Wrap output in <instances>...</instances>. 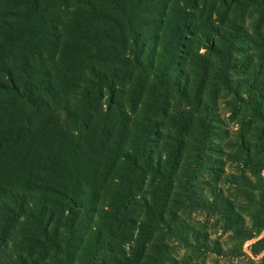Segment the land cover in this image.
<instances>
[{
  "label": "rangeland",
  "instance_id": "374dc122",
  "mask_svg": "<svg viewBox=\"0 0 264 264\" xmlns=\"http://www.w3.org/2000/svg\"><path fill=\"white\" fill-rule=\"evenodd\" d=\"M28 2L0 0V27L6 31L0 34V66L7 68H0V98L21 102L30 96L25 88L33 89L36 102L69 106L70 114L61 109L49 113L37 122L33 142L30 135L24 152L14 151L0 161V189L8 190L0 195V264H63L66 251L76 264H148L153 263L151 257L160 256L161 247L167 251L164 264H264V252L254 258L249 251L255 240L243 245L246 255L228 256L235 241L222 216L199 208L188 197L197 187L202 196H209L211 186L230 197L237 209L248 205L233 185L241 175L250 178L237 159L236 143L240 133L256 139L259 133L252 131L251 119L237 111L234 102L251 101L247 79L264 80V4L254 0H53L47 15L31 7L29 13L37 16L31 20ZM173 9L192 12L193 22L221 48L226 34L247 31V45L234 51L235 65L229 72L240 83L239 98L231 91L213 89V76L204 75V67L213 65L214 72L223 56L205 37L192 38L195 53L185 67L200 73L183 91L166 87L154 70L132 66L136 54L128 51L135 48L131 38L147 40L146 51L148 46L155 49L159 22L171 18ZM46 17L58 22L38 20ZM11 20L14 27L6 30ZM82 65L105 72L113 91L95 78L70 80L74 73L69 69ZM56 80L63 99L44 85ZM38 85L44 89L34 90ZM162 105L166 113L151 117ZM156 117L158 125L153 126L148 150L156 152L157 158L158 153L162 156L158 167L168 170L162 177L126 159L127 152L137 153L141 147L142 123ZM204 121L214 132L207 154L215 169L199 170L196 187L189 189ZM78 146L83 150L79 165L101 147L102 167L82 172L93 181L89 186L81 175L71 173ZM125 170L132 184L124 178ZM169 178L172 185L166 186ZM65 184L74 187V195L85 189L87 197L97 185L101 190L97 208L77 215L72 211L75 205L69 204L71 197L78 199L63 188ZM158 197L166 204L163 220L155 218L160 212ZM242 214L246 216L245 211ZM100 229L109 246L93 256L89 244L96 245Z\"/></svg>",
  "mask_w": 264,
  "mask_h": 264
},
{
  "label": "trees",
  "instance_id": "16d2710c",
  "mask_svg": "<svg viewBox=\"0 0 264 264\" xmlns=\"http://www.w3.org/2000/svg\"><path fill=\"white\" fill-rule=\"evenodd\" d=\"M257 4H264V0H254ZM53 0H29L28 2V10L27 17L31 20H36L37 16L34 13H29V9L31 7L36 8L39 12H42L43 15H47L50 12V9L53 7ZM91 3V2H88ZM192 12L187 10H177L173 9L171 12V18H166V20H161L159 22L158 34H155V49L149 48V46L145 50V46L147 45V40H144L143 43L140 42V37L136 35L131 38V43H133L135 48H128L130 53L136 54V60L132 61V66H136L140 68L139 70L151 69L154 70L157 75L161 77V80L166 87L169 89H174L176 91L185 90L189 84L191 79L198 75L200 72L188 70L186 66V62L191 60L194 56L193 45L195 40L192 39L194 35L200 36L199 39L204 38L207 42L212 43V38H208L207 34L201 30L199 25L193 22ZM40 21H52L58 22V19L55 17L51 20L49 18L38 19ZM8 28L12 29L14 27V22L11 20L8 23ZM123 35L126 37L125 31L121 28ZM0 27V34L5 33ZM136 32H134L135 34ZM247 31L242 30V32L238 31L237 34H226L224 39L222 40V48L217 44L212 43V47L215 50L220 52L223 56L221 58L220 64L217 68H214V72H211L213 69V65L210 67H204V75L213 76V89H217L221 91L225 89L227 91H231V94L235 95V98H239L240 96V87L239 82L234 81L229 77V72L235 65V58L233 57L234 51L239 49H244V45H247V39L250 37L245 35ZM199 39L197 42H199ZM233 39V40H232ZM157 40V41H156ZM127 44V41L123 44L124 46ZM143 46L142 48H139ZM134 49V50H133ZM1 51L2 45L0 44V60H1ZM154 51V52H153ZM156 55V56H155ZM140 57H143L140 59ZM165 60V61H164ZM129 61V60H127ZM1 69H7L5 66H0ZM93 67L88 66L85 68L82 66H77L70 68L69 71L73 72L74 75L69 79L73 82L76 79L82 81H90L91 79H96L97 81L102 80L107 83L109 89L113 91V84H111V80L108 76H106L105 72L101 74L102 70H93ZM90 71H89V70ZM89 72V75H87ZM49 74V71H46ZM57 73V71H55ZM52 78V74H49V79ZM52 81V80H51ZM46 82L44 85L50 91H54L59 98H64L60 90L62 86H60L59 82ZM205 81V77L203 79ZM247 85V95L251 101L249 102H234L237 111L246 112L247 118L250 120L248 125L252 127V131H256V135L259 133V137L252 138L247 137L246 134L240 133L237 139V157L238 161L241 165L246 168L250 174V178L247 175H241L239 178L233 182V185L238 188V191L243 198L246 199L248 205L244 210L242 208L237 209L233 200L230 197L226 196L223 192L219 191V189L215 192L214 187H209L212 189L210 191V195L202 196L199 187L197 190H193L191 194H188L189 200L191 203L195 204L199 208L202 207L205 210L218 213L222 216L223 221L225 222L226 227L231 231V240L235 241V246L233 250H229L227 253L230 257H235L237 255L244 256L246 254L243 253V245L248 242L255 240L250 246L249 251L251 256L256 258L260 256L264 252V236L260 238L261 234L264 232V80L260 81V79L256 77H251L246 80ZM40 87H36L34 90H38ZM26 91L30 94V96L23 97L21 102H14L11 99L0 98V161L5 159L6 157L12 155L14 151H22L24 152L26 142H33V133L36 131L34 127L37 122L42 118L46 117L49 113H57V109H61L65 111L67 114L68 107L59 108L58 103L55 104L54 107L50 106V103L43 102L38 103L37 98H35L31 90L27 89ZM40 89H44L42 86ZM21 94V93H20ZM32 95V96H31ZM199 95L197 94V97ZM199 98V97H198ZM61 99V100H62ZM34 102L37 105H33ZM166 109L163 108V105L158 107L153 111L151 117L156 115H164L166 113ZM143 125V137L142 142H140V149L137 153L127 152V160L129 162H134L136 168H140L144 170V167H147V170L154 175H159L162 177L167 175V171H162L159 168L160 163H162V156L158 153V158L156 157V152L150 153L148 150V143L151 139V131L153 130L154 125H158V117L154 120L150 118L147 120V124L142 123ZM201 125V131L198 132L199 136L202 135L201 139L198 140V146L196 148V157H197V166L193 168L190 172V176L188 179H192V183H188L189 189H193L196 187L199 179L198 171L202 173L203 171H212L215 168L211 167L213 158L207 154V151L211 149L210 142L214 132L211 129V124ZM126 130L129 132V126L126 125ZM160 133V132H158ZM30 137L31 141L28 140ZM62 137V135H61ZM62 141V138H61ZM209 142V143H207ZM202 145V146H201ZM20 147V148H18ZM31 146H28L30 148ZM176 147V146H174ZM144 148V150H142ZM18 149V150H17ZM79 151L75 155L76 161L71 169L74 175L80 177L84 180L87 186L91 185L93 181L90 180L89 175L86 173H82L84 170H88L92 173L94 166L98 165L102 167L100 164L99 152L101 151V147L98 148V151L91 152L87 157L88 159L82 165L78 164V161H81L82 158L80 154L83 150L78 146ZM177 149V148H176ZM178 151V150H177ZM217 151V150H216ZM178 153V152H177ZM181 153V150H179ZM125 157V156H124ZM157 161V162H155ZM142 162L143 165L141 164ZM66 163V162H64ZM67 164V163H66ZM94 164V165H93ZM159 166V167H158ZM205 167V170L200 167ZM42 170L47 169V167H41ZM127 175L124 177L129 184H132V179L129 177L127 170H125ZM82 173V174H81ZM124 171L122 170V175ZM247 174V172L245 173ZM107 180V176L103 178ZM247 179V180H246ZM80 180V179H79ZM166 186L172 185V180L166 179ZM228 183H230L228 181ZM96 184H99L96 183ZM63 188L72 192L74 195V187L76 188V184L72 187H69L68 184L62 185ZM98 186L96 185L95 189L91 192L89 197L86 196L85 189L84 191H78L77 195L74 196L78 199V201L74 198H70L69 205H75V211L77 215H81L84 211L95 210L97 208L96 201L101 192ZM120 190V189H119ZM7 189L1 188L0 195H5L7 193ZM167 190L164 191L166 193ZM81 196H85L86 200H79ZM122 197V194H120ZM128 197V194L126 195ZM160 212L155 215L156 220L164 219V214L166 213V204L162 197L156 198ZM71 209V208H70ZM242 211L246 212V216H243ZM247 219V220H246ZM74 233V232H73ZM92 246L94 248L92 249ZM109 246V242L105 238V234H103L102 230H98V238L96 245L94 243H90V252L93 253V256L99 255V252L106 249ZM70 247L67 249L69 250ZM160 256L162 258L151 257L150 259L153 263L148 264H164V260L167 258V251L162 247L160 248ZM226 253V252H225ZM71 253L66 251L64 255L63 264H76L74 263V259L70 261ZM249 259L251 257L247 256ZM264 261V257L261 259Z\"/></svg>",
  "mask_w": 264,
  "mask_h": 264
}]
</instances>
